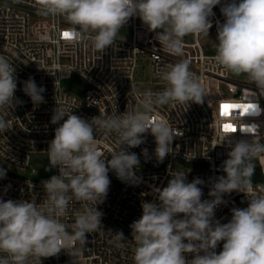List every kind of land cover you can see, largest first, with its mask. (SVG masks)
I'll return each instance as SVG.
<instances>
[{"label":"clouds","instance_id":"obj_1","mask_svg":"<svg viewBox=\"0 0 264 264\" xmlns=\"http://www.w3.org/2000/svg\"><path fill=\"white\" fill-rule=\"evenodd\" d=\"M217 5L221 0H39L38 11L45 16H63L77 38L94 33L91 43L100 52L113 45L130 18L138 17L155 33L164 51L183 57V38L190 34L207 37ZM220 11L224 22H216L217 63L237 76L245 75L264 90V0H224ZM189 66L188 59L165 66L160 73L166 82L164 90L145 92L141 108L126 113L88 120L59 105L53 109L50 122L58 126L47 149L46 170L56 168L59 174L41 181L45 198L39 204L0 198V253L6 254L0 256V264H29L30 258L41 264V258L55 257L62 250L74 257L79 251L75 245L85 244L86 233L101 227L103 213L97 205L107 197L109 171L121 182H142L135 170L139 157L129 149L145 143L144 134L150 132L158 163L174 152L173 140L182 132L163 119H153L151 112L154 106L170 102H203L204 88ZM15 71L0 55V108L23 103L14 96ZM22 91L34 106L45 102V89L32 77L23 82ZM261 111L258 103L251 102L245 114L259 116ZM257 128L252 125L245 131L254 134ZM7 130L8 121L0 116V132ZM97 130L118 137L119 150L110 160L98 146ZM232 133L222 141L230 151L219 169L225 175L209 180L210 199L202 200L204 180L188 182L185 172L171 171L167 186L153 187V201H142V215L129 225L136 245L135 264H264V188L251 194L255 161L264 154V143L258 135L250 141L233 142L229 139ZM142 154L149 156L147 149H142ZM4 178L6 169L0 168V179ZM234 191L248 193V206L232 208L231 219L221 223L215 210L224 203L223 197ZM73 199L93 206L76 212L69 224ZM113 234L117 246L122 247L127 240L124 234ZM220 242L222 250L217 253ZM186 254H191V259H186Z\"/></svg>","mask_w":264,"mask_h":264},{"label":"built area","instance_id":"obj_2","mask_svg":"<svg viewBox=\"0 0 264 264\" xmlns=\"http://www.w3.org/2000/svg\"><path fill=\"white\" fill-rule=\"evenodd\" d=\"M223 3L221 0V5L213 8L215 15L210 18L213 26L207 43L203 45L198 34L187 35L183 38L184 55L178 57L164 51L155 33L138 17L130 18L119 31L131 32L130 37L120 33L111 47L100 52L91 43L94 33L75 37L70 31L72 26L63 16L39 13V0H0V55L15 68L17 90L14 96L23 101L14 107L0 108V116L7 119L9 129L0 132V168L6 169V178L0 179V198L5 201L24 199L39 204L45 198L41 181L59 174L58 169L51 168L49 174L38 177L31 164L34 154H45L48 161L49 142L58 126L50 121L58 105L88 120L141 108L145 92L155 94L166 87V82L160 79L165 66L181 59L189 60V70L199 78L205 92L201 104L170 102L154 106L153 119H163L182 132L173 140L174 152L158 163L154 156V137L150 132L145 133V143L129 149L139 157L140 163L135 170L142 182L130 185L109 171L111 183L107 197L97 205L103 213L101 227L86 233L85 244L75 245L79 251L74 257L62 250L55 257L41 258V264H135L136 245L129 225L142 215V201H153V187L167 186L171 179L169 172L181 171L186 173L188 182L194 178L204 180L205 184L200 186L202 200L210 199L209 180L225 175L219 169L230 151L227 142L222 141L232 131H225L224 125L230 124L236 129L229 137L233 142L250 141L253 135H258L264 143V90L256 88L246 76L242 79L230 77L229 71L215 59L216 22H224L220 11ZM66 32L70 36L66 37ZM146 67H149L150 78L137 79L138 72H145ZM29 77L45 89L42 93L45 102L38 106H34L22 91L23 82ZM251 102L259 104L262 110L259 116L245 114L246 107H236ZM224 105L233 107L225 110ZM252 125L258 126L254 134L245 131ZM96 139L106 159L110 160L119 150L114 132L105 134L97 130ZM142 149L148 150V158L144 157ZM255 163L260 177L252 180V195L264 188V154ZM7 165L22 172L9 171ZM247 195L237 191L226 194L224 203L215 210V218L227 223L232 208L248 206ZM89 206L93 205L73 199L67 223H73L75 213ZM68 231L71 232V228ZM112 232L124 234L127 240L122 247L117 246ZM222 246L220 242L217 253ZM0 256L6 254L0 253ZM186 259H191V254H186ZM29 264L37 262L30 258Z\"/></svg>","mask_w":264,"mask_h":264},{"label":"rangeland","instance_id":"obj_3","mask_svg":"<svg viewBox=\"0 0 264 264\" xmlns=\"http://www.w3.org/2000/svg\"><path fill=\"white\" fill-rule=\"evenodd\" d=\"M120 33L123 36H128V37L131 36V32H124V33L119 32L118 34ZM214 42H217V40H214ZM145 70H146L145 72L143 70L141 72L140 71L138 72L137 79L144 80V79L150 78L149 67H146ZM229 76L232 78H239V79H242L245 77V75L243 74L237 76L230 71H229ZM31 164H32L33 169L37 171L38 177H43L50 173V170H46L48 168V161H47V156L45 154H34L31 160ZM7 169L12 172H22L21 170H17L16 168L11 167L9 165H7Z\"/></svg>","mask_w":264,"mask_h":264},{"label":"snow or ice","instance_id":"obj_4","mask_svg":"<svg viewBox=\"0 0 264 264\" xmlns=\"http://www.w3.org/2000/svg\"><path fill=\"white\" fill-rule=\"evenodd\" d=\"M64 35H65L66 37L70 36V34L67 33V32L64 33ZM223 107H224L225 110H229V109H231L233 106H231V105H224ZM236 107H247V106H236ZM224 130H225V131H233V132H234L236 129L233 128L232 125H230V124H226V125H224Z\"/></svg>","mask_w":264,"mask_h":264},{"label":"trees","instance_id":"obj_5","mask_svg":"<svg viewBox=\"0 0 264 264\" xmlns=\"http://www.w3.org/2000/svg\"><path fill=\"white\" fill-rule=\"evenodd\" d=\"M260 177L259 169L256 167L252 180Z\"/></svg>","mask_w":264,"mask_h":264},{"label":"water","instance_id":"obj_6","mask_svg":"<svg viewBox=\"0 0 264 264\" xmlns=\"http://www.w3.org/2000/svg\"><path fill=\"white\" fill-rule=\"evenodd\" d=\"M208 38H209V34H208L207 37H203V38L200 37L201 43H202L203 45H205V44L207 43V41H208Z\"/></svg>","mask_w":264,"mask_h":264}]
</instances>
